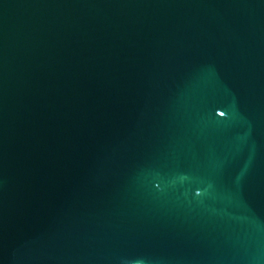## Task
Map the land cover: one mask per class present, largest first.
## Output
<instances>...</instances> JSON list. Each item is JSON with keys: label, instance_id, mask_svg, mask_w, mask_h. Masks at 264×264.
Returning <instances> with one entry per match:
<instances>
[{"label": "water", "instance_id": "95a60500", "mask_svg": "<svg viewBox=\"0 0 264 264\" xmlns=\"http://www.w3.org/2000/svg\"><path fill=\"white\" fill-rule=\"evenodd\" d=\"M0 264H264V0H0Z\"/></svg>", "mask_w": 264, "mask_h": 264}]
</instances>
